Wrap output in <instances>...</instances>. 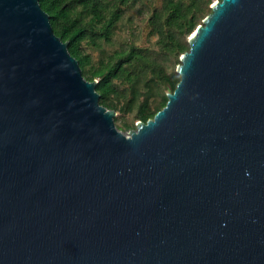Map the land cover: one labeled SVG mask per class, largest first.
<instances>
[{
    "label": "water",
    "instance_id": "water-1",
    "mask_svg": "<svg viewBox=\"0 0 264 264\" xmlns=\"http://www.w3.org/2000/svg\"><path fill=\"white\" fill-rule=\"evenodd\" d=\"M211 8L126 134L39 0H0V264H264V0Z\"/></svg>",
    "mask_w": 264,
    "mask_h": 264
},
{
    "label": "trees",
    "instance_id": "trees-1",
    "mask_svg": "<svg viewBox=\"0 0 264 264\" xmlns=\"http://www.w3.org/2000/svg\"><path fill=\"white\" fill-rule=\"evenodd\" d=\"M129 0H39L44 11L50 16V23L55 34L63 42H69L68 49L80 64L90 62V56L82 52V42L93 37L95 46L97 40H111L112 29L119 20L121 11L116 10L118 4H126ZM213 0H165L162 7L156 9L150 18L151 32L158 36L160 52L150 50L133 51L128 59H109L94 69L90 81L99 77L96 91L100 94V104L114 109L110 98L121 94L126 96V89H121L120 83H129L130 98L126 99V112L139 109V117L143 122L162 110L168 101V93L174 92L181 77L178 72H170L181 64L183 53L189 51V37L200 24V20L212 12ZM82 12L91 15L98 28L92 29L83 23ZM156 81H147V72ZM117 81V83H116ZM146 85L154 97V103L146 99L140 103L141 86ZM117 118H115V122Z\"/></svg>",
    "mask_w": 264,
    "mask_h": 264
},
{
    "label": "rangeland",
    "instance_id": "rangeland-1",
    "mask_svg": "<svg viewBox=\"0 0 264 264\" xmlns=\"http://www.w3.org/2000/svg\"><path fill=\"white\" fill-rule=\"evenodd\" d=\"M190 0H186L189 3ZM217 0H213L212 5ZM165 0H129L126 4H118L116 10L121 11L119 20L116 22L111 33V40L107 41L104 38H99L95 46L93 37H89L82 42V52L84 55L90 56L91 61L85 62V67L82 69V74L85 77H91L94 69L101 66L102 63L109 59H128L133 51L136 50H150L160 52L158 45V36L151 32L150 18L156 9L162 7ZM80 16L83 18V23H87L90 28H98L96 22L91 19V15L82 12ZM204 19L200 20V24ZM177 72L173 67L169 69L170 72ZM96 77L95 81H99ZM147 81H156L152 74L147 72ZM117 83V81H116ZM121 89H126V96L121 94L113 95L110 98L111 104L116 108L117 127H120L127 133L131 131L130 125L138 123L139 109L132 112L125 111V101L130 98V90H128L129 83L127 81L118 82ZM142 95L140 96V103H143L147 98L150 102L154 97L151 96V91L146 85L141 86ZM154 103V102H152Z\"/></svg>",
    "mask_w": 264,
    "mask_h": 264
}]
</instances>
